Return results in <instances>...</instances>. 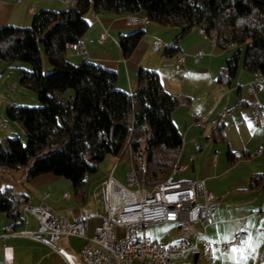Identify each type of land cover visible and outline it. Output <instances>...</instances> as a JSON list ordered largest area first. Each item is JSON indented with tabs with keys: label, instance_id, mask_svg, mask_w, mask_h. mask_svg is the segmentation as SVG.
Listing matches in <instances>:
<instances>
[{
	"label": "trees",
	"instance_id": "1",
	"mask_svg": "<svg viewBox=\"0 0 264 264\" xmlns=\"http://www.w3.org/2000/svg\"><path fill=\"white\" fill-rule=\"evenodd\" d=\"M74 1V6L64 10L37 12L28 27L0 26V63L6 62L8 67L15 61L29 63L31 70H19V84L31 89L41 103L6 106V116L23 125L25 142L19 137L0 141V166L16 170L27 166L29 180L44 173L62 176L80 193L106 155L119 160L130 156L147 192L171 177L183 143L172 114L181 105L190 106L192 99L167 92L152 70L140 68L136 89L129 93L116 87L114 71L87 60L70 62L66 44L80 40L87 31L84 14L88 10L119 15L144 11L148 21L179 29L174 43L192 29H202L219 48L234 47L215 79L230 87L239 65L252 75L264 74V0ZM143 35V29L120 35L124 57L130 56ZM174 43H169L173 47L165 55L178 52ZM40 45L52 67L49 72L43 71ZM67 89L74 95L64 97ZM212 123L214 140H225L224 125L219 119ZM59 143L57 150L42 152ZM250 156L247 150H228L226 157L233 165ZM247 188H264V172L251 174ZM26 199V195L5 189L0 193V212L16 219Z\"/></svg>",
	"mask_w": 264,
	"mask_h": 264
},
{
	"label": "crops",
	"instance_id": "2",
	"mask_svg": "<svg viewBox=\"0 0 264 264\" xmlns=\"http://www.w3.org/2000/svg\"><path fill=\"white\" fill-rule=\"evenodd\" d=\"M74 5L75 2L65 0H0V26L28 27L33 16L41 10L59 11ZM129 15L109 12L96 14L92 10H88L84 14V19L89 26L80 39L87 50L86 58L68 51L67 59L74 64L87 60L114 71L117 76L116 87L129 93L136 89L138 70L140 68L152 70L158 74L160 82L167 92L189 96L192 99L190 106L181 105L174 110L172 120L183 138L177 164L184 165L185 169L178 173L191 170L184 180L203 181L206 190L214 194L217 202L216 210L209 217V223L203 237L218 242L224 236L231 238L234 232L241 227L248 232V237L244 240L247 243L243 246L240 244L232 247L238 248L240 251L232 252L231 248L228 254H224L218 249H214L212 263H207L200 255L195 258L194 254L191 253L180 255L178 262L179 264H238V262L239 264H264V258H262L264 252L263 234L258 231V228L264 227V224H262L264 222V211L258 215L255 214L264 199V188L260 190H249L247 188L251 174L264 172V148L259 153H257V148L255 157H249L231 165L226 159L227 157L222 155L220 149H218V153H212L213 148L207 147L206 154L200 152L203 148L196 138L198 137L199 140L201 138L196 130L206 128L205 124L204 127L196 124L197 121H206V117H203V115H216V119L220 121L226 112L236 109L238 105H244L247 108L244 111L246 114L248 113L246 110L251 111L249 104L253 100L263 105V114L256 130L264 128V103L259 97V93L264 90L262 88L264 83L257 89V93V90L251 92L249 83L253 75L239 65L232 86L226 87L217 84L215 81L216 76L225 66L226 60L233 54L234 47L225 50L219 48L213 40L206 37L200 28L192 29L179 42L174 43L173 40L179 32L177 27H164L150 21H147L144 25H128ZM135 15L147 19L144 11H140ZM137 29H143L144 35L130 56L124 57L119 45V37L122 34L132 33ZM104 32L107 33L106 36H103ZM154 40H160L163 43H174L177 47V53L184 54V63L180 69L175 68L174 56L152 51ZM197 51L203 53L198 58V63L194 61V54ZM233 92H235L237 101L234 104H227L225 98ZM181 119L184 124H180ZM241 149L243 150L244 146ZM214 157L215 160H213ZM115 162L116 160H114L111 169ZM116 175L117 179L112 178L123 184V176ZM56 178L57 175L53 173H44L30 180L27 179L29 184L33 185V188L24 186L18 191V186L13 185L10 191L16 195H26V205L43 206L55 218H62L67 225L84 221L87 234L91 235L94 228L103 219V200L101 204L88 206L86 212L73 211L71 218H66V214L56 216L51 205L46 202L52 194L43 190V185L55 181ZM4 190L0 188V193ZM46 193H49L48 197H44ZM82 194H84V189ZM62 197L70 199L68 193L67 197L63 195ZM170 223V237H167V243H162V245L176 242L180 238L192 240L202 232L199 224H184L183 227H180L182 224ZM37 224V218L27 212L21 211L20 216L16 219H11L5 213L0 212V263L83 264L78 257V251L85 242L84 237L76 235L61 236L57 252H55L46 243L23 236L22 233L26 230L35 231ZM155 235L163 236V234ZM156 236L150 238L158 242Z\"/></svg>",
	"mask_w": 264,
	"mask_h": 264
},
{
	"label": "built area",
	"instance_id": "3",
	"mask_svg": "<svg viewBox=\"0 0 264 264\" xmlns=\"http://www.w3.org/2000/svg\"><path fill=\"white\" fill-rule=\"evenodd\" d=\"M65 1L75 2L74 0ZM147 21L146 18L130 14L127 24L144 25ZM106 35L107 33L104 32L103 36ZM169 47H173V45L160 40H154L152 43L154 53H163ZM66 48L68 51L86 58L87 50L82 41L67 43ZM202 54V51H197L194 54L196 63ZM184 59L183 53L174 55L176 69L181 68ZM263 83L264 74L256 72L249 83V90L254 92ZM249 106L251 111L243 116L241 123L248 121L252 125H258L263 114V105L253 100ZM196 124L200 127L205 126L202 121H197ZM5 127L6 125L0 121V128ZM262 148L260 145L257 153ZM118 162L120 160L116 158L109 175L101 183L104 215L101 223L94 228L91 235L87 234L84 221L67 225L62 218H55L43 206L24 205L21 207V211L34 215L38 224L35 231L26 230L22 233L23 236L34 241L44 242L55 252H57L61 236L84 237L85 242L78 251V257L83 264H179V257L184 253L198 254L207 263H212L214 249L228 254L233 246L240 245L241 241L248 237V232L242 227L236 230L227 242H213L203 237L209 217L217 207L214 194L206 190L203 181L171 182L169 179L144 192L130 156L129 165L124 173V184H120L112 178V172ZM184 169V165L176 163L171 175ZM48 195L49 193H46L44 197H48ZM63 196L67 197V193H64ZM262 211H264V199L255 214L258 215ZM161 222L199 224L202 232L192 240L180 238L176 242L161 245L145 233V228ZM258 231L263 234L264 240V227L258 228ZM262 258H264V252Z\"/></svg>",
	"mask_w": 264,
	"mask_h": 264
},
{
	"label": "rangeland",
	"instance_id": "4",
	"mask_svg": "<svg viewBox=\"0 0 264 264\" xmlns=\"http://www.w3.org/2000/svg\"><path fill=\"white\" fill-rule=\"evenodd\" d=\"M40 46L43 71L49 72L52 70V67L47 62L42 45ZM6 65H8L6 62L0 63V74H2L0 76V121L6 125V128H0V141L5 142L6 137H19L23 142H25L23 125L19 121L10 120L6 116L5 108L10 104V102H14L19 106H40L41 103L38 100L36 94L31 89L25 88L19 84V70L21 68L31 70V65L23 61H15L11 63L9 67ZM262 88L264 89V85L262 86ZM257 92L258 90L256 91V93ZM73 95L74 92L72 89H67L63 93L64 97H70ZM259 97L264 103V90L259 93ZM236 101L237 98L235 96V92L227 95L225 98V102H227V104H234ZM245 109L247 108L244 107V105H238L236 109H231L229 112H226L223 116V119L219 121L224 125L223 133L226 138L225 140L216 141L211 136L212 128L214 125L212 122L216 119L217 116H210L207 114L203 115V117H206V121L203 122L206 125V128L204 130H196L197 134L200 135L199 137H201L200 140L198 139V137H196L198 140L197 142L201 144L203 150H198L206 154L207 152H205V150L207 147H211V149L213 148L212 153H218V149H220V152H222V155H224L225 157L227 156L228 150H232L235 152L247 150L251 154V158L255 157V151L258 146L262 145V147L264 148V128L256 130L258 125H252L248 121L240 124L243 116L250 113L249 110H246V112L248 113L245 114ZM176 122L179 124L178 121ZM180 124H184L183 120ZM60 146V143L55 144L51 147H46L42 152L55 151ZM243 146L244 149L242 150L241 147ZM114 160L116 159L111 155L105 156V158L99 165L98 172L90 175L87 182L85 183L83 187L84 194H82V192L76 193L72 182L59 175H57L55 181L43 185V190L48 191L50 194H52V196H50L46 200V202L51 205L53 213L56 216L66 214V218H71L73 211L78 210V212L82 213L83 211L86 212L88 206L90 205L93 206L95 204H101L102 195L100 183L103 179L106 178ZM128 165L129 157L120 160V162H118L116 165L112 177L114 179H117L116 174H120L124 178V173ZM27 168L28 167L26 166L20 170H16L12 168L5 169L3 166H0V188L6 189L8 187V189H10L11 187H13V185L18 186V191L24 186L33 188V185L29 184L27 177L23 176ZM190 172L191 170H188L187 172L176 173L174 175H171L170 180L171 182L184 180L186 179L185 176H187ZM21 176H23V178H21ZM38 189L39 187L37 188V191ZM64 192L70 195V199H65L63 197L61 198ZM81 195L83 196L81 197ZM170 229V222H161L159 224H153L145 228V233L149 237H155V234H163L164 237L156 236V240L158 241L157 243L162 245V243H167L166 239L167 237H170Z\"/></svg>",
	"mask_w": 264,
	"mask_h": 264
},
{
	"label": "snow or ice",
	"instance_id": "5",
	"mask_svg": "<svg viewBox=\"0 0 264 264\" xmlns=\"http://www.w3.org/2000/svg\"><path fill=\"white\" fill-rule=\"evenodd\" d=\"M262 224H264V222H262ZM230 238L228 237V236H224L223 238H222V240L221 241H218V242H227L228 240H229ZM249 239H250V237H249ZM247 243V241H241V245L243 246L244 244H246ZM237 251H240V249H238V248H232V252H237ZM238 264H239V262H238Z\"/></svg>",
	"mask_w": 264,
	"mask_h": 264
},
{
	"label": "water",
	"instance_id": "6",
	"mask_svg": "<svg viewBox=\"0 0 264 264\" xmlns=\"http://www.w3.org/2000/svg\"><path fill=\"white\" fill-rule=\"evenodd\" d=\"M194 257L197 258L198 257V254H195Z\"/></svg>",
	"mask_w": 264,
	"mask_h": 264
}]
</instances>
